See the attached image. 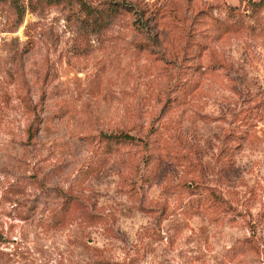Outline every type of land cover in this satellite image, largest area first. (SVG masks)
Here are the masks:
<instances>
[{"label":"rangeland","instance_id":"rangeland-1","mask_svg":"<svg viewBox=\"0 0 264 264\" xmlns=\"http://www.w3.org/2000/svg\"><path fill=\"white\" fill-rule=\"evenodd\" d=\"M0 264H264V0H0Z\"/></svg>","mask_w":264,"mask_h":264},{"label":"trees","instance_id":"trees-1","mask_svg":"<svg viewBox=\"0 0 264 264\" xmlns=\"http://www.w3.org/2000/svg\"><path fill=\"white\" fill-rule=\"evenodd\" d=\"M115 135L119 137H127V138L133 137L132 135H129L128 133H125V132H119V133H116Z\"/></svg>","mask_w":264,"mask_h":264}]
</instances>
